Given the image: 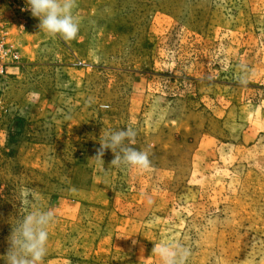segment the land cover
<instances>
[{
    "label": "rangeland",
    "instance_id": "obj_1",
    "mask_svg": "<svg viewBox=\"0 0 264 264\" xmlns=\"http://www.w3.org/2000/svg\"><path fill=\"white\" fill-rule=\"evenodd\" d=\"M24 7L0 0V264L37 209L42 264H264V0H77L70 41ZM127 127L147 171L91 159Z\"/></svg>",
    "mask_w": 264,
    "mask_h": 264
},
{
    "label": "clouds",
    "instance_id": "obj_2",
    "mask_svg": "<svg viewBox=\"0 0 264 264\" xmlns=\"http://www.w3.org/2000/svg\"><path fill=\"white\" fill-rule=\"evenodd\" d=\"M76 7L77 0H25V7L21 10L29 11L32 17L39 20L36 26L39 31L70 41L76 39L79 32L80 22L74 15ZM136 135L132 127L107 133L91 159L103 166L105 151L111 150L114 154L111 166L149 170L151 161L148 152L131 146L135 143ZM23 203L28 205L29 202L25 199ZM54 222L55 213L52 210L37 209L24 215L20 222L12 227L8 238L10 246L4 256L5 264H42L47 255L48 228ZM152 253L160 258L162 264H186L191 254L189 248L178 242L155 244Z\"/></svg>",
    "mask_w": 264,
    "mask_h": 264
},
{
    "label": "built area",
    "instance_id": "obj_3",
    "mask_svg": "<svg viewBox=\"0 0 264 264\" xmlns=\"http://www.w3.org/2000/svg\"><path fill=\"white\" fill-rule=\"evenodd\" d=\"M19 55L13 50V45L6 44L0 31V76L5 73L8 64L18 59Z\"/></svg>",
    "mask_w": 264,
    "mask_h": 264
}]
</instances>
